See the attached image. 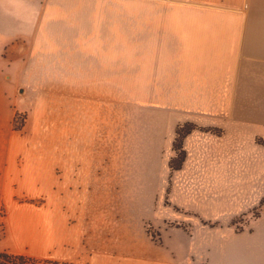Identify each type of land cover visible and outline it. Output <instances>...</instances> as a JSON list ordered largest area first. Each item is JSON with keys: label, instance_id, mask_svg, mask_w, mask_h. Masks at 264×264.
I'll list each match as a JSON object with an SVG mask.
<instances>
[{"label": "rangeland", "instance_id": "rangeland-1", "mask_svg": "<svg viewBox=\"0 0 264 264\" xmlns=\"http://www.w3.org/2000/svg\"><path fill=\"white\" fill-rule=\"evenodd\" d=\"M105 3L94 10L102 23ZM129 18L111 56L96 48L82 59V45L64 44L46 54L27 39L0 46V137L21 135V162L42 165L3 190L0 161V253L264 264V88L232 97L234 112L219 118L163 110L141 17Z\"/></svg>", "mask_w": 264, "mask_h": 264}, {"label": "crops", "instance_id": "crops-1", "mask_svg": "<svg viewBox=\"0 0 264 264\" xmlns=\"http://www.w3.org/2000/svg\"><path fill=\"white\" fill-rule=\"evenodd\" d=\"M99 1L0 0V46L27 39L29 49L46 54L64 44L82 45V59L93 54L94 58L96 48L108 47L111 56L120 37L118 26L128 31L129 17L139 16L148 48L144 63L151 64L148 70L154 72L150 77L155 80L154 95L166 97L163 110L219 118L234 112L232 97L253 87L264 88V0H141L140 7H132L130 0H105L103 23L102 16L95 20ZM116 1L124 6L120 12L110 9ZM106 26L107 35L102 34ZM22 138L12 132L7 139L0 137V144L6 145L0 147L3 190L7 180L17 182L15 176L41 174L36 171L42 165L21 162Z\"/></svg>", "mask_w": 264, "mask_h": 264}, {"label": "trees", "instance_id": "trees-1", "mask_svg": "<svg viewBox=\"0 0 264 264\" xmlns=\"http://www.w3.org/2000/svg\"><path fill=\"white\" fill-rule=\"evenodd\" d=\"M181 149V142L176 145V150ZM179 168V167H178ZM0 264H57L48 260H38L24 255L0 253Z\"/></svg>", "mask_w": 264, "mask_h": 264}]
</instances>
